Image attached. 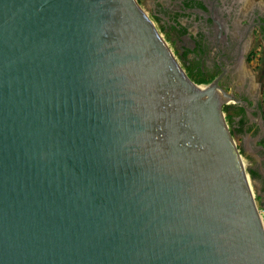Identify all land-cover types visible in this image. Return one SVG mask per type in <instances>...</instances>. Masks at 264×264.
I'll return each instance as SVG.
<instances>
[{"label": "water", "instance_id": "95a60500", "mask_svg": "<svg viewBox=\"0 0 264 264\" xmlns=\"http://www.w3.org/2000/svg\"><path fill=\"white\" fill-rule=\"evenodd\" d=\"M237 101L137 0H0V264H264Z\"/></svg>", "mask_w": 264, "mask_h": 264}, {"label": "flooded vegetation", "instance_id": "af4514ba", "mask_svg": "<svg viewBox=\"0 0 264 264\" xmlns=\"http://www.w3.org/2000/svg\"><path fill=\"white\" fill-rule=\"evenodd\" d=\"M142 4L188 77L199 84L217 80L238 100L224 105L223 111L242 154L238 137L256 127L249 109L264 128V81H257L248 68L256 49L264 51V0H142ZM250 169L257 174L252 178L258 193V183L264 188V162Z\"/></svg>", "mask_w": 264, "mask_h": 264}, {"label": "crops", "instance_id": "0c3cea01", "mask_svg": "<svg viewBox=\"0 0 264 264\" xmlns=\"http://www.w3.org/2000/svg\"><path fill=\"white\" fill-rule=\"evenodd\" d=\"M249 111L250 114L253 113L250 109ZM250 114H248V117L252 123H255L256 127L245 134L244 137L239 136L238 144H240V148H242V155L248 161V165L250 168H254L257 163L264 162V156L260 155L262 152L264 153V128L257 124V117H255L254 114ZM257 128H259V130H257ZM241 145H243V147ZM257 192L259 197L264 199V188L259 183L257 184Z\"/></svg>", "mask_w": 264, "mask_h": 264}, {"label": "rangeland", "instance_id": "374dc122", "mask_svg": "<svg viewBox=\"0 0 264 264\" xmlns=\"http://www.w3.org/2000/svg\"><path fill=\"white\" fill-rule=\"evenodd\" d=\"M138 3L141 4L142 8L145 10L147 14H149V11L146 7L143 6L142 0H137ZM161 36L164 37L163 32L159 31ZM249 70L253 71L255 78L257 81H264V51H261V49H256V55H254L253 60L249 64ZM244 157V156H243ZM260 214V212H259ZM262 217V215L260 214ZM263 223V222H262ZM264 226V223H263Z\"/></svg>", "mask_w": 264, "mask_h": 264}, {"label": "built area", "instance_id": "2783aa9c", "mask_svg": "<svg viewBox=\"0 0 264 264\" xmlns=\"http://www.w3.org/2000/svg\"><path fill=\"white\" fill-rule=\"evenodd\" d=\"M260 214L262 215L261 220L264 223V208L259 210Z\"/></svg>", "mask_w": 264, "mask_h": 264}, {"label": "trees", "instance_id": "16d2710c", "mask_svg": "<svg viewBox=\"0 0 264 264\" xmlns=\"http://www.w3.org/2000/svg\"><path fill=\"white\" fill-rule=\"evenodd\" d=\"M249 174H250V176L253 177V178H254V176L257 175L256 172L253 171L252 169H250Z\"/></svg>", "mask_w": 264, "mask_h": 264}, {"label": "bare ground", "instance_id": "6f19581e", "mask_svg": "<svg viewBox=\"0 0 264 264\" xmlns=\"http://www.w3.org/2000/svg\"><path fill=\"white\" fill-rule=\"evenodd\" d=\"M202 88V87H201ZM196 89H199V88H196Z\"/></svg>", "mask_w": 264, "mask_h": 264}]
</instances>
